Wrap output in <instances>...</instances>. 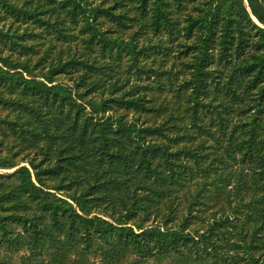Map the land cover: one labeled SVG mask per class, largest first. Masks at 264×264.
I'll return each mask as SVG.
<instances>
[{
  "label": "trees",
  "instance_id": "obj_1",
  "mask_svg": "<svg viewBox=\"0 0 264 264\" xmlns=\"http://www.w3.org/2000/svg\"><path fill=\"white\" fill-rule=\"evenodd\" d=\"M13 169L0 264H264V0H0Z\"/></svg>",
  "mask_w": 264,
  "mask_h": 264
},
{
  "label": "rangeland",
  "instance_id": "obj_2",
  "mask_svg": "<svg viewBox=\"0 0 264 264\" xmlns=\"http://www.w3.org/2000/svg\"><path fill=\"white\" fill-rule=\"evenodd\" d=\"M80 50V49H79ZM83 52V54H85V52H84V50L83 51H81V53ZM94 56V55H93ZM166 67H168V64H167V66ZM163 79V78H162ZM61 80V79H60ZM156 90V89H155ZM158 93V95H159V97L157 96V102H160V101H162V99L164 98V97H166V98H170L169 96H167V92H156L155 91V94H157ZM24 166L26 165L25 163L23 164ZM14 170L15 169H13V170H1L0 171V173L1 174H3V175H9V174H12L13 172H14ZM95 210V212H98V209H94ZM95 214V213H94ZM93 216V215H92ZM107 220V219H106ZM131 262V261H130ZM93 264H100L99 263V260L98 259H96V260H93ZM137 264H159V263H157V262H155L153 259H148V260H145V261H143V262H137ZM161 264H168V262H163V263H161Z\"/></svg>",
  "mask_w": 264,
  "mask_h": 264
}]
</instances>
